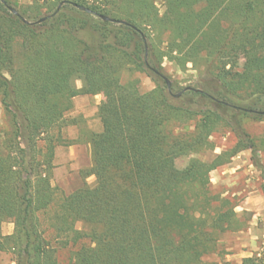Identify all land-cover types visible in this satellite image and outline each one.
Here are the masks:
<instances>
[{
  "label": "trees",
  "instance_id": "trees-1",
  "mask_svg": "<svg viewBox=\"0 0 264 264\" xmlns=\"http://www.w3.org/2000/svg\"><path fill=\"white\" fill-rule=\"evenodd\" d=\"M18 1L0 0V252L15 264H59L73 247L68 264H218L202 259L243 221L209 174L244 150L259 165L243 122L264 120V0H161L162 14L154 0ZM240 52L249 63L238 72ZM164 59L201 65L216 87L173 92ZM136 74L154 88L141 92ZM97 95L90 167L66 195L50 182L55 149L71 144L73 99ZM219 125L237 138L230 152L178 168L212 148ZM240 264H264V248Z\"/></svg>",
  "mask_w": 264,
  "mask_h": 264
},
{
  "label": "rangeland",
  "instance_id": "rangeland-1",
  "mask_svg": "<svg viewBox=\"0 0 264 264\" xmlns=\"http://www.w3.org/2000/svg\"><path fill=\"white\" fill-rule=\"evenodd\" d=\"M92 0H86L88 4ZM162 14L164 6L161 0H154ZM33 0H19V6L23 9L32 7ZM52 2V1H51ZM42 4V2H40ZM43 12L46 11L43 7ZM249 63L247 54L240 52L233 64L235 71H243ZM164 73L168 76L173 92L177 93L182 88H188L199 84L211 93V87H216L210 77L202 74V66L197 68L188 64L185 68H179L173 61H162ZM140 81L141 92H147L154 88V83L144 74H136ZM126 77L124 76V79ZM77 88H81L79 80L74 81ZM170 87V88H171ZM243 94V93H242ZM244 97V95H242ZM101 96H77L73 99L74 107L66 118L73 123L66 129V137L70 145L58 146L55 149L53 160L54 168L51 171L50 182L52 186L59 187L64 194L81 188L84 181L80 172L90 167V154L88 137L90 133L100 132L101 124L97 117V107ZM246 104L243 101L239 103ZM257 109H264V98ZM6 126L5 112L0 103V133ZM245 131L256 142L259 165L255 166L251 159V152L244 150L230 158L227 163L217 167L209 174L210 184L215 193L229 198L234 206L233 212L243 221L241 229L226 232L217 243L216 251L203 257V263L240 264L243 258L256 256L263 252L264 248V120L252 119L243 122ZM192 130V125L189 126ZM212 148L196 154H188L185 158H178L175 164L183 168L189 159L196 158L207 164L211 163L222 153H228L235 145L237 138L232 130L219 125L209 139ZM1 150V135H0ZM85 183L92 186L94 178L89 177ZM63 185L65 190L60 187ZM9 222L3 223L2 234L9 233L12 226ZM79 227V225L77 226ZM13 229V228H12ZM76 247L58 252L59 264H68L72 252ZM0 264H15L10 253L0 254Z\"/></svg>",
  "mask_w": 264,
  "mask_h": 264
},
{
  "label": "water",
  "instance_id": "water-1",
  "mask_svg": "<svg viewBox=\"0 0 264 264\" xmlns=\"http://www.w3.org/2000/svg\"><path fill=\"white\" fill-rule=\"evenodd\" d=\"M83 10L88 11L87 9H83ZM10 12H11L12 14H14V15H17V12H16L14 9H11ZM100 18H101V20H103V21H108V20H110V19H108L107 17H103V16H101ZM42 21H44V19L39 20L38 23H40V22H42ZM110 21H113V20H110ZM24 22H26V21H24ZM165 83H166L167 88L170 89V87H171L170 82H169L167 79H165ZM186 89L189 90L190 88L188 87V88H186ZM179 96H180V94H176L174 97L177 98V97H179ZM263 114H264V112H263Z\"/></svg>",
  "mask_w": 264,
  "mask_h": 264
},
{
  "label": "crops",
  "instance_id": "crops-1",
  "mask_svg": "<svg viewBox=\"0 0 264 264\" xmlns=\"http://www.w3.org/2000/svg\"><path fill=\"white\" fill-rule=\"evenodd\" d=\"M60 187H62L64 190H65V187L63 186V185H60ZM73 191H68V192H66L65 194L66 195H69L70 193H72ZM10 226H12V224L10 223L9 224ZM12 228H13V226H12ZM12 228L10 229L11 231L9 232V233H7V234H3V235H10L11 233H12ZM0 254H1V252H0Z\"/></svg>",
  "mask_w": 264,
  "mask_h": 264
}]
</instances>
